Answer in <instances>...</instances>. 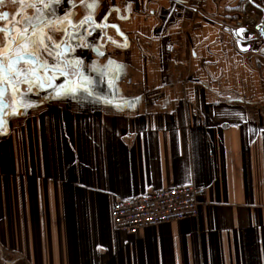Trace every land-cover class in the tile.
<instances>
[{
  "label": "crops",
  "instance_id": "obj_1",
  "mask_svg": "<svg viewBox=\"0 0 264 264\" xmlns=\"http://www.w3.org/2000/svg\"><path fill=\"white\" fill-rule=\"evenodd\" d=\"M251 2L264 14V0L27 10L43 66L62 68L67 46L75 73L56 89L81 76L86 91L6 113L0 264H264V39L239 26ZM190 184L206 189L198 216L115 227L117 200Z\"/></svg>",
  "mask_w": 264,
  "mask_h": 264
},
{
  "label": "flooded vegetation",
  "instance_id": "obj_2",
  "mask_svg": "<svg viewBox=\"0 0 264 264\" xmlns=\"http://www.w3.org/2000/svg\"><path fill=\"white\" fill-rule=\"evenodd\" d=\"M36 4V0H0V85L6 84L7 86V93L4 96V100L10 104L7 112L15 108L16 103L12 102L13 98L18 101L20 97H37V94L42 92L45 95L49 93L42 89L39 76L44 78L42 85H49L50 79L45 76L37 64L32 65L35 60L30 58L31 64L22 62L27 59L23 54L31 52L28 48V40L33 34L37 37V29L25 27L32 15V13H27V10L35 11ZM64 48H61L62 53L66 50ZM35 52V50L32 51L36 54ZM62 69L65 70V74H56L51 71L48 74L57 78L58 75L68 77L75 73L67 60ZM57 85L54 84V86ZM22 88L24 90L20 92Z\"/></svg>",
  "mask_w": 264,
  "mask_h": 264
},
{
  "label": "built area",
  "instance_id": "obj_3",
  "mask_svg": "<svg viewBox=\"0 0 264 264\" xmlns=\"http://www.w3.org/2000/svg\"><path fill=\"white\" fill-rule=\"evenodd\" d=\"M263 19L261 6L251 2L240 15L239 26L260 35ZM205 198L206 189L191 184L164 188L117 200L112 208V218L117 229L135 234L148 226L198 216Z\"/></svg>",
  "mask_w": 264,
  "mask_h": 264
},
{
  "label": "water",
  "instance_id": "obj_4",
  "mask_svg": "<svg viewBox=\"0 0 264 264\" xmlns=\"http://www.w3.org/2000/svg\"><path fill=\"white\" fill-rule=\"evenodd\" d=\"M36 1H37L36 9H35V11H33L34 12L33 15L41 17V15L45 14V11L43 9V4H42V2L44 0H36ZM259 32H260V36L263 37V39H264V28L260 27L259 28ZM30 44L31 43L28 42V48L29 49H31V46H29ZM62 47L63 48L65 47L67 49V46L65 44ZM23 56H26L27 59L22 60V62H28V63L31 64L30 58L34 59L35 61H33L32 65H36L37 64V66L41 70H43L45 76L50 79V82L48 83L49 85H42L44 83V82H42V81H44V78L41 75L39 76V79L41 80L40 84H41L42 89L44 91L49 92L47 95L49 97L52 96V95L53 96H57L58 91L56 89V86H54V84H56V79L57 78H54L51 74H48V72L51 71V72L56 73V74H65V70H63L60 67H55V66H43V61L40 58V56L38 54H34L32 52H26V53L23 54ZM58 59H59L60 62L65 64L66 58L64 57V53L61 52L58 55ZM58 76H56V77H58ZM59 89H62L61 86H60ZM6 93H7L6 84L0 85V131L3 130V128L5 127V124H6V113L10 109V104L4 100V96L6 95Z\"/></svg>",
  "mask_w": 264,
  "mask_h": 264
},
{
  "label": "rangeland",
  "instance_id": "obj_5",
  "mask_svg": "<svg viewBox=\"0 0 264 264\" xmlns=\"http://www.w3.org/2000/svg\"><path fill=\"white\" fill-rule=\"evenodd\" d=\"M79 80L76 81V84H68V88H63V89H57L58 93H57V98L56 100H61L63 98V100H65V97H73V98H82V90L84 89V92L86 91L85 88L83 87L81 83V76H78ZM61 98V99H60ZM12 102L16 103L15 105L18 104L17 99L15 100V98H13ZM18 106V105H17ZM12 127L9 124V120H6V124L4 127V130L0 131V138L9 136L11 133Z\"/></svg>",
  "mask_w": 264,
  "mask_h": 264
}]
</instances>
